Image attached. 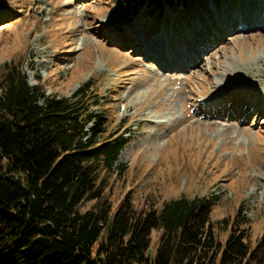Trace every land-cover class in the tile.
I'll return each instance as SVG.
<instances>
[{
	"label": "rangeland",
	"instance_id": "obj_1",
	"mask_svg": "<svg viewBox=\"0 0 264 264\" xmlns=\"http://www.w3.org/2000/svg\"><path fill=\"white\" fill-rule=\"evenodd\" d=\"M158 1L0 0V82L15 64L30 85L40 78L46 96L70 98L96 84L101 137L127 140L121 173L104 182L113 208L125 197L143 211L210 198L213 223L226 220L215 224L218 240L233 225L256 246L264 233V0ZM160 236L152 232L149 258Z\"/></svg>",
	"mask_w": 264,
	"mask_h": 264
},
{
	"label": "trees",
	"instance_id": "obj_2",
	"mask_svg": "<svg viewBox=\"0 0 264 264\" xmlns=\"http://www.w3.org/2000/svg\"><path fill=\"white\" fill-rule=\"evenodd\" d=\"M35 80L14 64L0 82V264H264V233L253 246L231 225L226 242L218 240L215 224L226 220L213 223L210 198L143 211L125 197L113 208L104 182L127 140L101 137L97 85L67 98L46 96ZM86 202L93 208L81 211Z\"/></svg>",
	"mask_w": 264,
	"mask_h": 264
},
{
	"label": "bare ground",
	"instance_id": "obj_3",
	"mask_svg": "<svg viewBox=\"0 0 264 264\" xmlns=\"http://www.w3.org/2000/svg\"><path fill=\"white\" fill-rule=\"evenodd\" d=\"M157 7V6H156ZM214 7V6H213ZM182 23H183V21H182ZM122 154H123V152H122Z\"/></svg>",
	"mask_w": 264,
	"mask_h": 264
}]
</instances>
